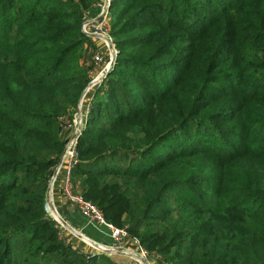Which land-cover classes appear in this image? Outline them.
I'll return each mask as SVG.
<instances>
[{
    "label": "trees",
    "instance_id": "obj_1",
    "mask_svg": "<svg viewBox=\"0 0 264 264\" xmlns=\"http://www.w3.org/2000/svg\"><path fill=\"white\" fill-rule=\"evenodd\" d=\"M93 1L0 0V264L85 259L44 207L58 118L88 82ZM109 13L117 54L72 168L83 197L171 264H264V0H111ZM97 254L83 264H113Z\"/></svg>",
    "mask_w": 264,
    "mask_h": 264
},
{
    "label": "built area",
    "instance_id": "obj_2",
    "mask_svg": "<svg viewBox=\"0 0 264 264\" xmlns=\"http://www.w3.org/2000/svg\"><path fill=\"white\" fill-rule=\"evenodd\" d=\"M109 1L101 0L97 5L100 10L97 16L89 17L88 10L84 11L82 16L81 31L89 39H96L100 42V46L94 49L92 62L94 67H99L102 63L104 55L107 61L104 65L94 73L91 79L88 80L83 88L81 95L71 112L62 115L58 118V125L63 129L71 130L69 137L63 146V150L59 156L58 162L53 165L48 177V185H52L57 173L63 171V179L61 183V194L86 217L106 225L111 231V237L115 242L130 238L137 248L138 258L142 264H171L170 262L161 259V256L156 252L148 251L135 236H130L129 232L124 227H117L104 219L102 211L93 203L83 197L82 192L76 188L72 179V168L76 164L78 158L77 138L84 129L87 123V116L90 107V101L95 89L101 84L104 74L111 68L114 63L117 49L109 32ZM45 211L58 224L61 223V216L56 208L49 202H45ZM56 223V225H58ZM59 226V225H58ZM106 255L112 253V247L102 246L97 248Z\"/></svg>",
    "mask_w": 264,
    "mask_h": 264
},
{
    "label": "crops",
    "instance_id": "obj_3",
    "mask_svg": "<svg viewBox=\"0 0 264 264\" xmlns=\"http://www.w3.org/2000/svg\"><path fill=\"white\" fill-rule=\"evenodd\" d=\"M101 0H94L91 6L87 9V15L89 17H95L99 13V3ZM89 42L93 47H87L84 45L81 51L80 65L83 68H87L88 80L92 78L95 72H97L107 61V57L104 55L101 65L94 67L92 62V55L94 49L100 46V42L96 39H89ZM71 137L70 129L60 128L58 132V138L65 142ZM63 171H59L55 177L52 185H47L46 198L51 203L62 219L66 221L72 230L65 228L67 233L63 232L60 238L71 248L79 254L89 255L92 253L104 254L97 251V248L102 246L112 247V253L108 256L109 260L113 264H142L138 258L137 248L133 244L130 238L123 239L119 242H115L111 237L110 229L97 221L91 220L84 216L72 203H70L61 194V183L63 179ZM73 183L76 188L82 191L83 175L73 174ZM130 235V234H129ZM131 236V235H130Z\"/></svg>",
    "mask_w": 264,
    "mask_h": 264
},
{
    "label": "rangeland",
    "instance_id": "obj_4",
    "mask_svg": "<svg viewBox=\"0 0 264 264\" xmlns=\"http://www.w3.org/2000/svg\"><path fill=\"white\" fill-rule=\"evenodd\" d=\"M110 4H111V0L109 1V8H110ZM215 6H217V2H215ZM83 11V13H82V16H83V14H84V11L85 10H82ZM112 19V21H113V19H114V17H112L111 18ZM138 33H142V30H133V31H131L130 33H128L129 35L130 34H138ZM127 34V35H128ZM121 36H126V33L125 34H118L117 35V37H121ZM211 37H215L216 38V36H211ZM114 38H115V36H114ZM192 43V44H191ZM193 44H195V42H192V40H189V41H185V42H183V43H179L178 45H184L182 48H181V51L183 50H186V49H192L191 50V53L194 51V47H193ZM84 45H86L87 47H93V45L89 42V40L87 39V40H85L84 41V43L82 44V47L84 46ZM193 47V48H192ZM201 47V46H200ZM200 49H202V48H200ZM182 53H184V52H182ZM109 70H107L106 72H105V74H104V77L106 76V74H107V72H108ZM117 81H119V80H117ZM60 215V214H59ZM62 218V217H61ZM55 221V220H54ZM55 223H57V222H55ZM58 224V223H57ZM59 225V226H58ZM58 225H56L57 226V229L59 230V236L63 233V232H65V233H67L68 231L65 229V227L63 226V225H60V224H58ZM128 225V222H125V221H121L120 222V225H119V227H124V228H126V226ZM118 226V225H117ZM67 231V232H66ZM140 231V230H139ZM148 250V249H147ZM148 251H150V250H148ZM150 252H152V251H150ZM90 255V254H89ZM98 255H103V254H97V256ZM47 256H48V254H47ZM161 256V255H160ZM58 256L57 255H55L54 254V256L53 255H50L48 258H51V260H49L48 262L45 260V259H41V258H35L36 259V261L39 263V264H62V262L63 261H60L58 258H57ZM67 257L68 258H65V261H64V263H68V264H71V261H73V262H75L74 264H83V262H84V260L86 259V260H88L89 258H87L88 257V255H84V260L83 259H81L80 261H78L79 260V257L76 255V254H74V253H69L68 255H67ZM103 257H104V255H103ZM106 259V258H105ZM105 259H99L98 260V263H101V264H106L105 263ZM161 259H164V256H161ZM53 261V262H52ZM88 264H90V262H88Z\"/></svg>",
    "mask_w": 264,
    "mask_h": 264
},
{
    "label": "water",
    "instance_id": "obj_5",
    "mask_svg": "<svg viewBox=\"0 0 264 264\" xmlns=\"http://www.w3.org/2000/svg\"><path fill=\"white\" fill-rule=\"evenodd\" d=\"M46 195H47V194H46ZM46 201L48 202V197L46 198ZM61 223H62V225H63L65 228H67V229H69V230H72L71 227H70V225H69L66 221H64L63 219H61Z\"/></svg>",
    "mask_w": 264,
    "mask_h": 264
}]
</instances>
